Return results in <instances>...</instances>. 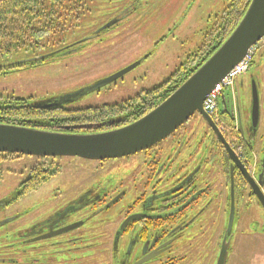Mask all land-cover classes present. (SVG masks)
<instances>
[{"label":"flooded vegetation","instance_id":"flooded-vegetation-1","mask_svg":"<svg viewBox=\"0 0 264 264\" xmlns=\"http://www.w3.org/2000/svg\"><path fill=\"white\" fill-rule=\"evenodd\" d=\"M130 5L120 14L131 16ZM263 49L231 96L223 94L217 113L205 112L210 120L195 114L161 143L128 157H38L44 161L30 165L0 200V264H217L234 209L230 264L246 214L255 207L264 216ZM117 83L93 94L114 92ZM151 90L110 103L84 97L51 107L56 117L41 130L87 135L121 129L164 101V93ZM61 158L97 165L86 178L56 180L64 171L56 164ZM67 185L74 188L69 196L63 194ZM51 189L54 205L45 211L48 202L33 201ZM253 225L264 234V222Z\"/></svg>","mask_w":264,"mask_h":264},{"label":"rangeland","instance_id":"rangeland-1","mask_svg":"<svg viewBox=\"0 0 264 264\" xmlns=\"http://www.w3.org/2000/svg\"><path fill=\"white\" fill-rule=\"evenodd\" d=\"M229 2V0H71L69 7H73L74 11L69 12V8L66 5L65 7L68 14H74V20H68L62 31L47 38L46 47L40 51L31 49L28 52L23 48L15 50L10 56L3 54L0 56V67L21 60L38 59L36 55L43 57L72 47L94 36L99 29L119 16L128 3L131 4L129 8L133 6L131 10L133 14L127 17V20L101 33L99 37L74 48L75 51L71 53L49 58L45 63L36 66L3 71L0 73V96L4 99L15 97L33 103L64 97L90 87L142 59L145 60L137 68L120 79L116 86H111L114 92L100 96L91 94L84 100H93L92 103L105 100L103 103H110L113 100L129 98L135 93L140 94L141 90L154 89L168 81L198 49L204 35L222 17ZM61 9L63 12L64 7ZM45 25L52 27L49 19ZM255 59L258 61L259 54ZM57 114L62 116L64 113L60 111ZM262 128L264 129V113ZM42 161L43 158L14 154L0 157L2 175L0 200L11 189L10 186H15V182L18 181L16 179L21 178V173H26L33 163ZM56 164L61 170L64 168L62 175L56 180L74 179L78 176L86 178L88 172L97 165L72 158L57 159ZM67 186L70 189L65 191L63 187V194L69 196L74 188ZM52 193L53 189L43 192V196L38 194L33 202L37 206L42 205L45 200L48 202L45 207L47 211L54 205L49 199ZM255 221L264 222V216L253 207L246 214L241 229L239 227L240 235L236 239L239 245L235 246L230 264H264L262 249L264 234L254 228Z\"/></svg>","mask_w":264,"mask_h":264},{"label":"water","instance_id":"water-1","mask_svg":"<svg viewBox=\"0 0 264 264\" xmlns=\"http://www.w3.org/2000/svg\"><path fill=\"white\" fill-rule=\"evenodd\" d=\"M4 0H0V5ZM127 19V11L99 29L95 35L116 26ZM264 36V0H252L250 6L233 33L216 52L198 67L195 72L166 100L146 115L126 127L100 134H67L0 124V154H19L35 157H76L87 160H109L128 157L161 143L184 125L192 116L206 115L203 104L210 93L239 63L250 49ZM93 37L81 41L82 44ZM39 59L19 62L26 64ZM145 59L126 69L71 95L37 102L39 108H51L70 104L117 83L126 74L137 68ZM254 120L259 123V96L254 97ZM75 128V127H74ZM76 127L75 129H81ZM258 189V188H257ZM264 196V195H263ZM263 196L260 197L264 198ZM261 201V200H260ZM264 205V201L262 202ZM234 209L228 225V234L223 241L217 264H227L230 243L235 232Z\"/></svg>","mask_w":264,"mask_h":264},{"label":"trees","instance_id":"trees-1","mask_svg":"<svg viewBox=\"0 0 264 264\" xmlns=\"http://www.w3.org/2000/svg\"><path fill=\"white\" fill-rule=\"evenodd\" d=\"M69 1L71 2V0ZM229 1V6L223 12L222 17L204 35L202 44L198 49L189 56L168 81L151 90L150 94L162 92L164 93L163 100H166L233 33L247 12L252 0ZM66 2L65 0H4L0 5V56L3 54L10 56L15 50L23 48L28 52L31 49L40 51L41 48L46 47L47 38L58 33V31H62L61 29L68 23V20H74V14H68L65 5L69 8V12L74 11L73 7H69L70 2ZM62 7H64L63 12ZM48 19L51 21L52 27H46L45 24ZM76 47L74 45L56 53L47 54L46 57L48 56V58L44 60L26 64H20L19 62L22 60L17 63H8L0 67V73L45 63L47 59L58 57L64 54L66 50ZM36 56L40 58V55ZM157 105H153L149 110L151 111ZM57 112L60 113V110ZM55 117L56 113L51 112L49 108H39L37 102H31L30 104L24 99L15 97L4 99L0 97V124L41 130L46 126L45 121ZM60 117H63V115H60Z\"/></svg>","mask_w":264,"mask_h":264},{"label":"built area","instance_id":"built-area-1","mask_svg":"<svg viewBox=\"0 0 264 264\" xmlns=\"http://www.w3.org/2000/svg\"><path fill=\"white\" fill-rule=\"evenodd\" d=\"M264 47V36L254 45L244 60L239 63L219 84L216 85L215 89L210 93L204 102V111L210 115L217 113V103L221 101L223 94L231 96L233 93L236 81L241 77L249 68L254 53ZM227 96V95H226Z\"/></svg>","mask_w":264,"mask_h":264}]
</instances>
